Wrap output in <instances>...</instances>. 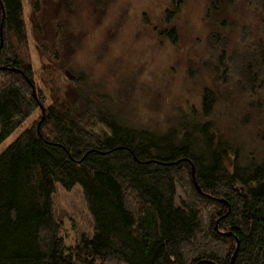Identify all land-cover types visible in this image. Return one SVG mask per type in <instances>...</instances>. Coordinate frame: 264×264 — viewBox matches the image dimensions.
Returning <instances> with one entry per match:
<instances>
[{
  "label": "trees",
  "instance_id": "1",
  "mask_svg": "<svg viewBox=\"0 0 264 264\" xmlns=\"http://www.w3.org/2000/svg\"><path fill=\"white\" fill-rule=\"evenodd\" d=\"M240 1H208L215 83L203 87L200 111L157 131L126 122L85 75L62 80L76 41L58 16L74 0H28L55 99L34 97L23 0H0V143L39 112L0 151V264H264V0H247L255 26L237 21ZM173 2L164 11L170 25L155 30L176 44L170 22L181 1ZM222 105L229 132L217 125ZM251 119L246 149L232 130ZM57 185L79 186L91 218L92 233L74 245L59 234Z\"/></svg>",
  "mask_w": 264,
  "mask_h": 264
},
{
  "label": "rangeland",
  "instance_id": "2",
  "mask_svg": "<svg viewBox=\"0 0 264 264\" xmlns=\"http://www.w3.org/2000/svg\"><path fill=\"white\" fill-rule=\"evenodd\" d=\"M173 1L74 0L73 7L63 8L58 16L59 19L65 16L66 30L69 29L76 41L71 54L65 56L62 80L69 79L64 73L65 68L74 75H85L96 90L110 97L121 118L129 124L151 130L163 131L192 109L200 111L203 87L215 83L209 67V61L214 62L215 53L205 49L211 29V22L205 17L209 0H180V9L170 22L178 34L176 44L158 36L155 30V27L170 25L164 23V11ZM246 3L247 0L238 3L240 14L237 21L255 26L258 19ZM23 16L29 56L36 70L34 87L44 92L45 103H48L54 95L42 80L41 64L47 59L42 58L37 50L38 39L28 0H23ZM223 106L216 114L217 125L229 132V113ZM38 113L34 112L23 122V127L5 138L0 143V151L24 127L30 126ZM236 125L233 133L247 143L246 149L253 147L255 121L251 119L246 126H240L237 121ZM185 199L184 189L177 185L176 203L180 205ZM53 203L61 221L59 234L66 245L76 244L81 234L89 236L92 233L91 218L79 186L66 190L57 185ZM218 218L214 228L216 225L219 231Z\"/></svg>",
  "mask_w": 264,
  "mask_h": 264
},
{
  "label": "water",
  "instance_id": "3",
  "mask_svg": "<svg viewBox=\"0 0 264 264\" xmlns=\"http://www.w3.org/2000/svg\"><path fill=\"white\" fill-rule=\"evenodd\" d=\"M64 73H65V75H66V77L67 78H69V79H75L76 78V76L74 75V74H72L67 68H65V70H64ZM32 95L35 97L36 96V90H35V87H34V85H32ZM39 107H40V109H41V112H42V117H41V119L43 118V114H44V106L42 105V104H39ZM191 179H192V182H193V184L195 185V187H196V189L198 190V191H200V188H199V186H198V184H197V182H196V180H195V175H194V171H193V166H191ZM217 199L219 200V201H221V202H224V203H226V205H227V207H228V203L223 199V198H218L217 197ZM229 208V207H228ZM220 219V217L218 218V220ZM215 229L216 230H218V228H217V226L215 225ZM220 233H222V234H224V233H226V232H221L220 231ZM236 250H237V245H236V248H235V250H234V252H233V255H232V258H231V261L230 262H232V260H233V258H234V255H235V253H236Z\"/></svg>",
  "mask_w": 264,
  "mask_h": 264
}]
</instances>
